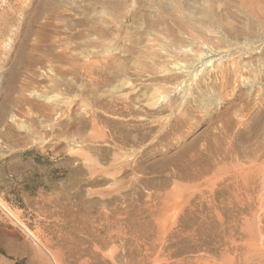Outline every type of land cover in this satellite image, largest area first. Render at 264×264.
Returning <instances> with one entry per match:
<instances>
[{"label":"rangeland","instance_id":"obj_1","mask_svg":"<svg viewBox=\"0 0 264 264\" xmlns=\"http://www.w3.org/2000/svg\"><path fill=\"white\" fill-rule=\"evenodd\" d=\"M0 264H264V0H0Z\"/></svg>","mask_w":264,"mask_h":264}]
</instances>
